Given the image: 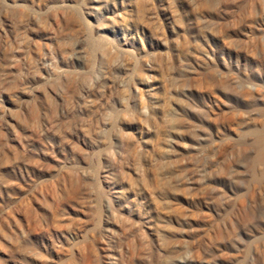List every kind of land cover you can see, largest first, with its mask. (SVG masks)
I'll return each mask as SVG.
<instances>
[{"label":"rangeland","instance_id":"rangeland-1","mask_svg":"<svg viewBox=\"0 0 264 264\" xmlns=\"http://www.w3.org/2000/svg\"><path fill=\"white\" fill-rule=\"evenodd\" d=\"M0 264H264V0H0Z\"/></svg>","mask_w":264,"mask_h":264},{"label":"bare ground","instance_id":"bare-ground-1","mask_svg":"<svg viewBox=\"0 0 264 264\" xmlns=\"http://www.w3.org/2000/svg\"><path fill=\"white\" fill-rule=\"evenodd\" d=\"M261 156V155H260ZM258 157H259V155H258ZM260 158V157H259Z\"/></svg>","mask_w":264,"mask_h":264}]
</instances>
